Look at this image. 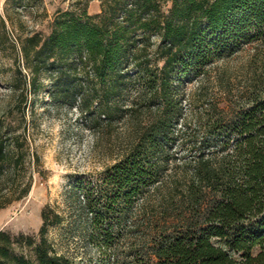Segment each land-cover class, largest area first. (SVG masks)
<instances>
[{"label":"trees","instance_id":"obj_1","mask_svg":"<svg viewBox=\"0 0 264 264\" xmlns=\"http://www.w3.org/2000/svg\"><path fill=\"white\" fill-rule=\"evenodd\" d=\"M89 1L19 38L7 85L25 101L44 76L56 101L77 90L98 132L122 126L123 147L72 178L68 209L45 206L37 235L0 230V264H264V96L231 117L216 107L188 156L172 148L188 127L186 84L248 45L264 51V0H100L95 15ZM10 130L0 123V208L32 185L26 135ZM64 223L95 261L48 238Z\"/></svg>","mask_w":264,"mask_h":264},{"label":"rangeland","instance_id":"obj_2","mask_svg":"<svg viewBox=\"0 0 264 264\" xmlns=\"http://www.w3.org/2000/svg\"><path fill=\"white\" fill-rule=\"evenodd\" d=\"M84 2L0 0V12L7 19L8 31L5 36L0 29V123L4 129L10 128L12 135L15 131L26 135V175L32 182L25 197L0 208V230L12 235H37L45 206L59 212L68 209L67 193L72 178L99 173L115 161L123 147L122 126L98 132L82 114L77 90L56 101L49 95L50 81L44 76L37 90L28 92L25 101L7 85L15 70L14 45L19 38L32 32L48 34L58 10L78 7ZM100 11V0H90L88 12L95 15ZM257 45H248L231 57L217 60L204 76L186 84L188 127L184 128L181 122L177 125L176 129L182 128L185 135L172 145L178 158L188 156L192 145L205 134L207 117L215 113L216 107L231 117L254 96H264V51ZM1 190L0 184V194ZM47 235L59 251L78 257L91 255L95 261V248L65 223L50 226ZM18 249L30 256L26 245L21 244Z\"/></svg>","mask_w":264,"mask_h":264}]
</instances>
